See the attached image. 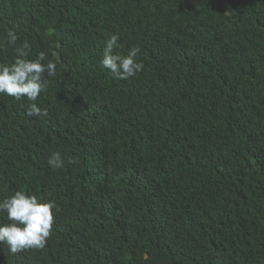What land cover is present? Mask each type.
Wrapping results in <instances>:
<instances>
[{
    "label": "trees",
    "instance_id": "16d2710c",
    "mask_svg": "<svg viewBox=\"0 0 264 264\" xmlns=\"http://www.w3.org/2000/svg\"><path fill=\"white\" fill-rule=\"evenodd\" d=\"M113 33L141 50L127 80L100 64ZM25 40L57 71L47 116L0 95V201L59 211L0 264H264V0H0V63Z\"/></svg>",
    "mask_w": 264,
    "mask_h": 264
},
{
    "label": "clouds",
    "instance_id": "9594fccd",
    "mask_svg": "<svg viewBox=\"0 0 264 264\" xmlns=\"http://www.w3.org/2000/svg\"><path fill=\"white\" fill-rule=\"evenodd\" d=\"M9 45H15L18 36L14 30L8 32ZM119 35L113 33L106 40L100 64L111 72L114 79L127 80L144 70V63L137 59L139 47L129 49L127 55L113 54L118 45ZM16 58L11 64L0 63V95H7L16 101L27 99L32 101L26 114L30 117L47 116V109L35 101L46 91L47 77H54L57 64L40 52L34 59H29L30 43L25 40L22 47L14 48ZM52 170L65 166L59 152H53L47 161ZM69 164H77L76 158H69ZM0 211H6L10 221L0 225V242L7 245L12 254L30 249H43L50 237L55 223L54 212H58L53 201H40L35 195L24 191H16L14 195L0 201Z\"/></svg>",
    "mask_w": 264,
    "mask_h": 264
}]
</instances>
